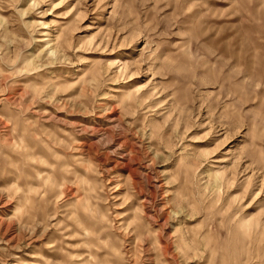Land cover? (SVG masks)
Wrapping results in <instances>:
<instances>
[{"label": "rangeland", "instance_id": "obj_1", "mask_svg": "<svg viewBox=\"0 0 264 264\" xmlns=\"http://www.w3.org/2000/svg\"><path fill=\"white\" fill-rule=\"evenodd\" d=\"M0 264H264V0H0Z\"/></svg>", "mask_w": 264, "mask_h": 264}]
</instances>
